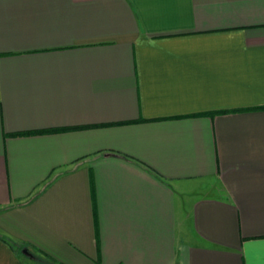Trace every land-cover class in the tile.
Returning <instances> with one entry per match:
<instances>
[{
	"label": "crops",
	"instance_id": "0c3cea01",
	"mask_svg": "<svg viewBox=\"0 0 264 264\" xmlns=\"http://www.w3.org/2000/svg\"><path fill=\"white\" fill-rule=\"evenodd\" d=\"M0 264H264V0H0Z\"/></svg>",
	"mask_w": 264,
	"mask_h": 264
},
{
	"label": "water",
	"instance_id": "95a60500",
	"mask_svg": "<svg viewBox=\"0 0 264 264\" xmlns=\"http://www.w3.org/2000/svg\"><path fill=\"white\" fill-rule=\"evenodd\" d=\"M20 252H21L22 254H24L25 256L29 257V258L32 257L31 253L28 252L27 249L24 248V247L20 249Z\"/></svg>",
	"mask_w": 264,
	"mask_h": 264
},
{
	"label": "trees",
	"instance_id": "16d2710c",
	"mask_svg": "<svg viewBox=\"0 0 264 264\" xmlns=\"http://www.w3.org/2000/svg\"><path fill=\"white\" fill-rule=\"evenodd\" d=\"M38 132L41 131V130H37Z\"/></svg>",
	"mask_w": 264,
	"mask_h": 264
}]
</instances>
